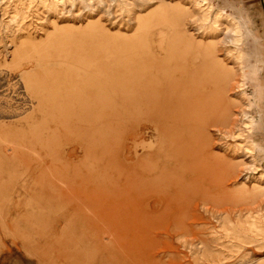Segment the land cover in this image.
Here are the masks:
<instances>
[{
  "label": "rangeland",
  "instance_id": "rangeland-1",
  "mask_svg": "<svg viewBox=\"0 0 264 264\" xmlns=\"http://www.w3.org/2000/svg\"><path fill=\"white\" fill-rule=\"evenodd\" d=\"M210 1L258 38L250 135L240 102L222 121L226 20L195 32L192 0H0V264H264V15ZM186 24L222 62L186 50Z\"/></svg>",
  "mask_w": 264,
  "mask_h": 264
},
{
  "label": "bare ground",
  "instance_id": "bare-ground-1",
  "mask_svg": "<svg viewBox=\"0 0 264 264\" xmlns=\"http://www.w3.org/2000/svg\"><path fill=\"white\" fill-rule=\"evenodd\" d=\"M70 1V0H69ZM72 1V0H71ZM90 2L95 1V0H89ZM102 1V0H100ZM142 1V0H141ZM164 3V0H161ZM193 4L192 7L193 9L197 10L198 12L196 14H194L193 17H191L190 23L193 24L194 27V31L195 32H201L203 29H205L207 27V25H211L214 28H217L219 31L221 30V27L223 26V23H221V19H225L226 23H227V27L226 29L222 30V33L224 35V40L223 42L228 44L230 43V45L233 46L234 50L231 49H227L226 50V54L228 56H232L234 59V66L232 67V69L228 72L227 71V76L225 78V86H224V94L228 100V105L226 106V112L224 118L222 119L223 123H228L230 121V114L228 112V107H230L231 105L234 106L235 101L240 102V105L242 104L243 107L241 109L240 114L243 117V123L247 128V132L250 134H252V131H254V127H255V121L253 120L251 114H250V110L253 108V106L257 105V102L259 100V95L261 93V87H262V83L260 82V70L258 68V66L255 64L254 68L252 70L251 73V78H252V83L249 82L248 77H247V71L244 65V59H243V47L246 45V41H247V37L245 36L246 33H248V36H251V38L254 41H257L258 38L257 36H254L253 33L246 27L242 17H235L234 14L231 13V11L233 10L231 9H227V10H221L219 12L216 13L215 11V7L214 4L210 1V0H192ZM37 2V0H36ZM99 2V1H98ZM32 3V2H31ZM35 3V2H34ZM64 0H57V1H50V0H42V6L45 7V5L49 8H56V7H60V5L65 6ZM70 3V2H69ZM81 3V2H80ZM83 3V2H82ZM86 3V2H85ZM122 3V2H121ZM12 4V3H11ZM45 4V5H44ZM103 4V2L101 3ZM125 4V3H124ZM93 5V4H92ZM123 5V3L121 4ZM135 5V4H134ZM8 6V5H7ZM10 6V5H9ZM19 6V5H18ZM82 6V5H81ZM133 7V6H132ZM142 7V6H141ZM9 8V7H8ZM24 8V7H23ZM33 7H31L32 9ZM65 8V7H64ZM89 8V7H88ZM124 8V7H123ZM169 8V7H168ZM14 9V8H13ZM30 9V10H31ZM130 9V8H129ZM20 10V9H19ZM26 10V9H25ZM29 10V9H28ZM43 10V9H42ZM50 10V9H49ZM40 11V10H38ZM58 11V10H57ZM130 11V10H129ZM14 12V11H13ZM28 12V11H27ZM68 13V12H67ZM15 14V13H14ZM18 14V13H17ZM71 14V13H70ZM21 15L23 16V14L21 13ZM25 15V14H24ZM31 15V14H29ZM137 15V14H136ZM22 16H14L12 17V23H17L19 18L21 20ZM28 18V17H27ZM138 21V20H137ZM25 23V22H24ZM188 23V22H187ZM18 25V23H17ZM19 26V25H18ZM185 29L184 31L181 33V39L182 41L185 43L186 45V50L187 51H191V50H199L203 52V58L205 60V62H209L210 59H214L217 60L218 58L220 59V61L222 62V58L220 56H218L216 50H211V47H208L207 45L203 44L201 41H198L196 35L194 33H192L191 31H189L187 24L185 25ZM225 27V26H224ZM19 28V27H18ZM259 28V27H258ZM260 29V28H259ZM9 30V28H8ZM209 30V29H208ZM214 30V29H213ZM193 31V30H192ZM259 31V30H258ZM204 32V31H202ZM216 32V30H215ZM260 33V32H259ZM161 34V33H160ZM262 35V34H261ZM203 39V38H202ZM203 41V40H202ZM178 43H181L178 37L174 38L173 43L175 45H177ZM228 42V43H227ZM156 57V56H155ZM218 57V58H217ZM159 59V58H158ZM171 59V58H170ZM174 59V58H173ZM185 62V71L183 76H185L187 74V79L188 81H191L193 79L194 76H196V74H190L189 69H190V64L191 61L190 59L187 57L184 58ZM219 61V60H218ZM217 62V61H216ZM218 64V63H217ZM172 65V64H170ZM228 65V64H227ZM221 66V65H220ZM167 74H168V81L169 84L171 83V87L172 89H175V87H177V80L175 79V75L174 72L169 69L168 67H165ZM232 75V77H231ZM238 79H237V78ZM154 79H157L156 76H154ZM233 79V82H235L236 85V89L234 91V93L240 95L239 99H233L231 94H230V82ZM160 81V80H159ZM181 81H183V79H181ZM158 83V82H157ZM247 88H251L253 94H252V99L250 100L247 96L246 93V89ZM158 88L154 87V88H148L146 89L148 95H150L152 97V101L151 103H154L153 105H157L159 104V96H158V92L159 90H157ZM188 90V89H187ZM264 95V94H263ZM264 98V97H263ZM262 100V99H261ZM139 104V103H138ZM261 104V103H260ZM239 105V104H238ZM262 106V105H261ZM260 114V113H259ZM239 126V125H238ZM237 126V127H238ZM240 127V126H239ZM225 130V128H224ZM242 130V129H240ZM238 133V132H237ZM228 134V133H227ZM226 134V135H227ZM228 137V136H227ZM231 137V136H230ZM233 138H237V135L235 133L232 134ZM207 142L210 140V138L207 136ZM246 140V139H244ZM208 144V143H207ZM161 146V145H160ZM241 147L242 150H244L247 154H253V150L250 148L251 146H253V142L251 140H247L246 145H238V147ZM161 149V148H160ZM164 149V148H162ZM238 149V148H237ZM254 149V148H253ZM255 154V153H254ZM255 170V169H254ZM259 177V176H258ZM260 179L262 181H264V174H262L260 176ZM250 182V181H249ZM263 186V185H262ZM254 192L255 193H259L260 189L259 186L256 185Z\"/></svg>",
  "mask_w": 264,
  "mask_h": 264
},
{
  "label": "crops",
  "instance_id": "crops-1",
  "mask_svg": "<svg viewBox=\"0 0 264 264\" xmlns=\"http://www.w3.org/2000/svg\"><path fill=\"white\" fill-rule=\"evenodd\" d=\"M259 2H260L261 9H262V13L264 15V0H259Z\"/></svg>",
  "mask_w": 264,
  "mask_h": 264
}]
</instances>
